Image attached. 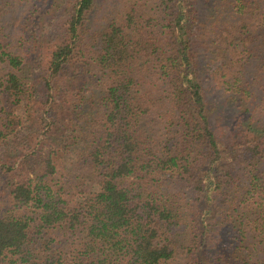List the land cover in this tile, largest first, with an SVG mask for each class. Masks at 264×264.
<instances>
[{
    "label": "trees",
    "instance_id": "obj_1",
    "mask_svg": "<svg viewBox=\"0 0 264 264\" xmlns=\"http://www.w3.org/2000/svg\"><path fill=\"white\" fill-rule=\"evenodd\" d=\"M38 1L0 0V143L27 127L0 156V264H264V0H67L34 100L6 17Z\"/></svg>",
    "mask_w": 264,
    "mask_h": 264
},
{
    "label": "rangeland",
    "instance_id": "obj_2",
    "mask_svg": "<svg viewBox=\"0 0 264 264\" xmlns=\"http://www.w3.org/2000/svg\"><path fill=\"white\" fill-rule=\"evenodd\" d=\"M67 0H47L45 4L42 0L38 1V4H44L39 8L38 11L34 12L31 16L32 10H30L31 3H23L15 6L13 10L8 13L6 17V26L8 34L11 38L15 39V43H18L17 48L20 54L25 59V67L23 75L29 85L30 91L34 100H39L44 98L47 91L43 88L44 82V61H45V49L46 44L49 40L55 38L56 34L59 32V24L61 23ZM110 0H99L102 7H105ZM16 49V48H15ZM202 61H207L206 57H203ZM216 63L212 64L210 67L204 69L202 73V81L207 90L208 98L212 102L221 101L220 91L217 87V83L213 78V70L215 69ZM234 107H225L224 109L219 108L217 114L215 115L214 127L223 140L232 143L233 149L236 150L238 154L245 150L247 147L244 145V140H241L242 133L240 132V127L237 121V115L231 117ZM40 112L43 113L45 108H39ZM18 112L23 113L24 108L18 109ZM30 128L32 124L28 125ZM27 133L26 129L22 128L19 135L15 137H10L6 142L0 143V156L11 151L15 142L23 140ZM240 137L239 140H237ZM75 155L70 153L67 156V160L60 165L59 173L54 175L56 179L60 178L61 174L73 163ZM41 161V157L36 156L31 158L32 170L35 171L38 168V163ZM31 171V170H30ZM38 171V170H37ZM35 173V172H34ZM6 180L0 178V210H4L8 207L9 199L7 197L8 188L6 187ZM190 196V194H189ZM223 221V219H221ZM223 238L224 235L217 232L213 235V239Z\"/></svg>",
    "mask_w": 264,
    "mask_h": 264
}]
</instances>
